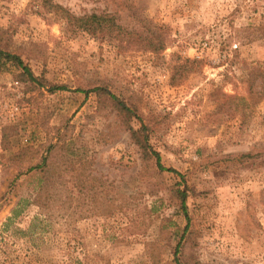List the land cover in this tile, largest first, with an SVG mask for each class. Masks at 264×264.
Masks as SVG:
<instances>
[{"label": "rangeland", "instance_id": "1", "mask_svg": "<svg viewBox=\"0 0 264 264\" xmlns=\"http://www.w3.org/2000/svg\"><path fill=\"white\" fill-rule=\"evenodd\" d=\"M53 2L117 27L95 37L41 0H0V46L39 80L12 61L0 67V155L37 151L0 159V264H264V0ZM151 38L163 48L151 51ZM127 125H146L149 151L177 173L159 169ZM58 139L88 159L91 213L29 204L8 221L35 183L15 175Z\"/></svg>", "mask_w": 264, "mask_h": 264}, {"label": "trees", "instance_id": "2", "mask_svg": "<svg viewBox=\"0 0 264 264\" xmlns=\"http://www.w3.org/2000/svg\"><path fill=\"white\" fill-rule=\"evenodd\" d=\"M41 3L51 11L57 13L65 23L73 26V28L77 30L85 31L95 37H102L117 27L114 18L107 14L91 13L76 16L61 5L54 3L53 0H41ZM147 46L149 49H151V51L160 50L163 48V44L161 45L160 41L154 42L152 38L147 40ZM5 61H12L17 67H19L21 69L20 76L22 78L29 79L33 82L39 81L31 71L30 67L24 63L20 54L9 51L6 48H2L0 46V67ZM251 82V80H247L248 92L249 94L254 95V87L252 86ZM54 88L64 89L63 86L53 87L51 89ZM92 90L97 92L100 100L108 101L121 115L127 119L135 114L125 102L118 99L116 95L111 93L106 88L97 87ZM126 124L129 123L126 122ZM127 126L131 137L141 148L143 153L147 155H154L156 165L159 169L177 173V171L172 168H163V166L160 164L159 154L156 151H149V147L146 143L147 135L143 134V130L147 127L146 125H143V127H141L142 129L140 130H135L129 125ZM18 131L19 130L16 125H12L3 129V150L9 149V138L12 135H16ZM141 131L143 137L142 139L138 135V133ZM30 152L33 154L37 151L34 150V146L27 145L25 147L18 148L16 151H13L8 155L1 153L0 159L3 164L4 161H7L8 163H15L23 160L24 156ZM43 152L45 154L42 153L39 155L38 161L32 162L29 159L30 164L24 173L15 175V177H17L20 174L31 173V176L34 177L33 179L35 183L31 189L26 192V194H23L19 197L16 204L11 209V216H9L7 220L10 221L12 218L20 215L23 209L29 204H33L41 208L51 209H68L75 207L79 210V212L86 211L91 213V195L98 198V194L97 185L94 184L93 179H91V174L87 170L88 159L68 155L65 150V142L60 141V139L54 143H48ZM32 158L34 157H31V159ZM65 172L69 176L68 179L65 178V175H63ZM68 183L70 184L68 185ZM177 193L181 201V208L185 216H187L185 205L186 191L185 189H178Z\"/></svg>", "mask_w": 264, "mask_h": 264}]
</instances>
